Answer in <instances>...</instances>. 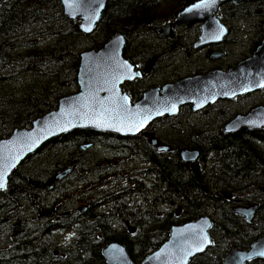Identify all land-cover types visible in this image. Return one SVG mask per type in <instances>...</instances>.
Wrapping results in <instances>:
<instances>
[{
  "label": "trees",
  "instance_id": "obj_1",
  "mask_svg": "<svg viewBox=\"0 0 264 264\" xmlns=\"http://www.w3.org/2000/svg\"><path fill=\"white\" fill-rule=\"evenodd\" d=\"M196 1L108 0L89 36L83 35L77 22L63 14L60 0L0 1V139L9 137L16 128L29 127L34 119L55 109L59 98L76 93L73 65L78 63L82 50H97L117 34L126 39L124 57L140 70L155 59L148 76L124 85L132 101L140 99L152 86L146 83L148 79L163 76L159 70L162 62L182 51L172 49L166 39L159 38L157 29L173 22ZM257 8L262 10L258 12L261 21L256 20L257 14L253 15ZM240 10H248L252 16L248 22L254 29L255 39H249L252 54L264 37V0L225 5L218 15L225 23L235 20ZM231 32L230 28L228 35ZM198 36L199 26L195 25L188 34L191 38L185 52L194 49L192 44ZM81 38L91 45H83ZM227 38L224 44L228 43ZM202 73L206 72L197 70L194 74ZM229 115L232 113H224L222 119L201 128L192 125V130L183 129L184 133L177 123L180 113L154 120L150 127L158 129L152 132L172 148L171 152H156L140 135L135 139L105 135L101 140L102 137L89 130L74 131L48 142L39 151L47 148L50 151L49 164L44 170L18 167L10 175L6 190L0 192L1 219L18 224L6 225L7 232L0 239V264H106L102 249L114 241L123 244L133 262L139 264L167 239L172 226L206 214L214 221L211 245L193 257L190 264H223L232 245L249 248L264 233V129L225 134L223 125L234 117L233 114L227 118ZM162 129L168 133L162 136ZM109 139L114 142H106ZM98 143L111 148L108 156L98 157L88 152ZM88 144L90 148L81 149ZM182 148L198 149L199 159L184 163L179 156ZM140 159L146 166L137 169L135 163ZM68 167L72 171L61 182H71L74 187L58 186L61 195L73 198L82 189L93 186L95 190L92 196L86 195L81 200L88 206L82 217L64 219L59 225L23 219L26 208L43 206L40 196H34V180L46 183ZM92 174L97 175L96 180L89 178ZM106 181L115 186L107 190L99 186ZM225 192L232 199L259 203L251 223L232 212L231 201L224 199ZM71 204L74 207V202ZM176 206L182 207L179 217L173 210ZM66 230L72 235L61 248L55 232ZM57 250L64 257L55 256ZM247 264H264V258Z\"/></svg>",
  "mask_w": 264,
  "mask_h": 264
},
{
  "label": "water",
  "instance_id": "obj_2",
  "mask_svg": "<svg viewBox=\"0 0 264 264\" xmlns=\"http://www.w3.org/2000/svg\"><path fill=\"white\" fill-rule=\"evenodd\" d=\"M6 2L7 0H0ZM258 0H198L182 10L173 22L157 29L160 38H173L172 28L199 26V36L194 49L221 44L229 29L217 15L227 4L242 5ZM108 0H60L63 14L76 21L79 31L87 36L94 32L106 8ZM205 4L210 6L205 7ZM221 28L224 29L220 35ZM90 29V30H89ZM220 36L219 39L216 37ZM126 39L122 34L109 38L99 49L80 53L76 68L78 92L58 99L54 110L47 112L31 123L30 128H16L7 138L0 139V183L4 191L8 179L25 157L39 151L48 142L78 130L111 134L122 138L141 135L158 153L171 152L172 148L147 131L151 122L164 117H173L181 107L190 106L200 111L218 102L250 94L264 88V39L252 55L234 67L223 71L212 69L206 73L187 76L161 87L145 90L141 98L132 102L122 85L142 79L152 69L155 59L139 70L123 55ZM224 52L209 48L207 56L218 59ZM264 129V106L257 105L245 114H237L223 125L225 134L240 131L255 132ZM91 144L82 145L81 149ZM179 156L184 163L196 162L198 149L182 148ZM70 167L56 173L48 184L61 181L70 175ZM206 192V188L202 187ZM224 199H230L224 193ZM235 203L238 201H234ZM258 204L232 206L233 213L250 222ZM181 208L175 211L180 216ZM213 219L210 215L171 227L167 239L139 264H190L193 256L200 255L211 245L210 230ZM106 264H135L126 247L119 242L108 243L101 252ZM264 258V233L248 249L232 245L223 258V264H246Z\"/></svg>",
  "mask_w": 264,
  "mask_h": 264
},
{
  "label": "rangeland",
  "instance_id": "obj_3",
  "mask_svg": "<svg viewBox=\"0 0 264 264\" xmlns=\"http://www.w3.org/2000/svg\"><path fill=\"white\" fill-rule=\"evenodd\" d=\"M259 11H262V10L257 8L254 10V13H253V15H256V14L258 15L256 17L257 21H261L260 15L258 14ZM229 15L230 14H228V17ZM235 15H236L235 20L233 21L227 20V22H225V24L228 25V27H231L233 31L228 35V38H227L228 43L214 47V49L224 52L223 56H221L218 59L208 58L206 55H207V50L209 48H203V49L200 48L199 50L189 49L188 52L187 51L185 52V48L188 47L189 39L191 38V37H188V34L190 33V30L192 28L191 29L182 28L180 31L177 30L176 32L177 35L180 33V38L182 39L181 41L182 44L180 45L182 51L180 50L176 51L177 55L174 54L175 55L174 57L168 58L167 61L164 60V63L162 62V67L159 70L161 71L163 76H158V75H155L153 77L151 76L150 79H148V82L146 83L152 86H161L162 84H165L166 82L167 83L174 82L172 80L177 81L186 76L194 75V73H196L197 70H203L207 72L211 69L218 68L220 70L226 71L228 70V68L234 67L237 63L241 62L245 58L250 57L252 54L249 51V46L251 45V43H249V39L250 40L255 39L254 29L248 26V22L252 20L251 19L252 16H250V12L248 10L246 11L240 10L236 12ZM262 26L264 27V25ZM174 36H175V32H174ZM262 39H264V37ZM79 41L82 42L83 45L84 44H86L87 46L91 45L90 42L86 41L84 38H81ZM160 83L162 84L160 85ZM261 104L264 105V90L251 94L249 96H246L240 101H237L236 99H233L230 101L219 100L211 107L205 110L199 111V112L190 111V109H188L189 107L187 106V107H183L182 110L180 111V119L177 123L181 126L180 130L182 132H183V129H185L186 132H190L193 126H196V128L198 127L201 128L204 124L222 119L221 117L222 115H224V113H232V116L229 115L227 117L229 118V117H233V114L234 116L237 114H244L245 112L250 110L252 107L261 105ZM174 131L175 130L172 129L173 133ZM161 133L163 136L166 133H168V131L166 132L165 130L162 129ZM101 137H102L101 140L105 139L103 138L104 136H101ZM94 140L97 141V139H94ZM106 142L113 143L114 141L112 139H109ZM105 145L106 144H103V143H98L97 145L95 144V146H93L88 152L90 154L95 153L94 155L98 157L100 156L104 157L105 155L108 156L109 150L111 148ZM49 153L50 151L47 148L44 151L39 152L35 157L30 159V161L24 164H21L20 167H22V169L38 167L39 170L43 171L44 168L49 164V161L47 159V154ZM140 160H137L135 163L137 169L146 166V164H143L142 159ZM80 177L77 178L78 184L81 183ZM96 177L97 175H93V174L89 176V178H92L93 180H96ZM72 179L75 180V178H72ZM37 182H38L37 179H35L34 185H36ZM80 186L81 184L78 186L79 187L78 189H80ZM99 186H102L107 190V188L114 187L115 183L106 181ZM92 187H90L89 189L87 188L88 189L87 195L92 196V193L95 191L92 189ZM97 190L98 188H96V191ZM57 191L58 189L55 190L54 193H56ZM173 210H175V208ZM181 214L182 213L180 212V215ZM33 217H35V215ZM14 223H15L14 220H9L8 226L14 225ZM71 235H72L71 232L68 230L64 232L56 231L54 237L57 242L58 240L63 241V242H68L70 240L69 237ZM1 248L2 247H0V249Z\"/></svg>",
  "mask_w": 264,
  "mask_h": 264
},
{
  "label": "flooded vegetation",
  "instance_id": "obj_4",
  "mask_svg": "<svg viewBox=\"0 0 264 264\" xmlns=\"http://www.w3.org/2000/svg\"><path fill=\"white\" fill-rule=\"evenodd\" d=\"M181 28L182 27H180V30H181ZM178 29L175 30V37L173 39H166L168 44L171 45V48L175 49V50H178L179 48H181L180 47V45H181L180 41H182V39L180 38L179 34L178 35L176 34ZM247 96H249V95H247ZM156 129H158V128H151L150 127L149 131L152 132V131H155ZM247 132H249V131H247ZM111 136L117 137L115 135H111ZM35 156H33V157H35ZM33 157H30L25 162L30 161V159H32ZM51 178H48V180ZM48 180L46 181V183H42V184H39L41 182V180L38 181L36 185H34V183H33V189H34V193H35L34 196H37V197L40 196L39 198L43 201V203H42L43 206L40 209L39 208H35V209L26 208V211L23 212V214H24L23 219H26L28 222L35 221L37 223H43L45 221H50L52 223H57L59 225L60 224L59 221H62V220L64 221V219L73 220V219L82 217V215L86 212L88 206L84 202L81 203V200L84 196L87 195L88 190L82 189V191H79L78 193H76L73 196V198H74V200H73L72 197L67 198L69 195L66 197L64 196V194L61 195V192H59V191L54 193V191L57 189L58 186H59L58 188H60V186H61V188L67 189L70 184H72V187H74L73 183L61 182V184H60L58 182L55 184H49V186H51V187H48V185H47ZM43 187H46V189H43ZM72 190H74V189L72 188ZM51 194H53V195H51ZM262 194H264V189H262ZM229 196H230L229 201H231V203H232L231 207L236 205V204H240V205L244 206V205H249L251 203H258L256 201H245L242 199H232V196L231 195H229ZM234 201H238V202L235 203ZM71 202H74V207L72 206ZM79 206H85V207H79ZM255 213H254V215H255ZM34 215H35V217H33ZM254 215H253V217H254ZM253 217L251 218L250 222H248L246 220L245 221L247 223H251ZM8 222H9V219H1V212H0V233H1L0 239L3 236V234L5 232H7L5 229L8 226ZM16 225H18V224H15L13 226H16ZM58 243L61 246V248L65 247L67 245V242H63L60 240H58ZM54 254H55V256L64 257V253H62V252L60 253V250H57L56 252H54Z\"/></svg>",
  "mask_w": 264,
  "mask_h": 264
},
{
  "label": "bare ground",
  "instance_id": "obj_5",
  "mask_svg": "<svg viewBox=\"0 0 264 264\" xmlns=\"http://www.w3.org/2000/svg\"><path fill=\"white\" fill-rule=\"evenodd\" d=\"M259 1V0H258ZM251 2H255V1H251ZM248 3H250V2H248ZM248 3H245V4H248ZM227 5H229V4H227ZM231 5V4H230ZM242 5H244V4H242ZM62 7H63V5H62ZM223 7V6H222ZM63 11H64V7H63ZM67 17V16H66ZM68 18V17H67ZM227 27H228V25H226ZM231 27H228V29H230ZM229 33V32H228ZM87 36H89V35H87ZM228 36V35H227ZM227 36L225 37V39L227 38ZM225 41V40H224ZM224 41L221 43V44H219V45H222V44H224ZM219 45H215V46H219ZM215 46H208V47H205V48H214ZM94 50V49H93ZM96 50V49H95ZM130 62V61H129ZM131 63V62H130ZM134 65V64H133ZM136 66V65H135ZM139 69V68H138ZM145 78V77H144ZM144 78H142V79H144ZM142 79H136V80H142ZM135 81V80H134ZM133 82V81H132ZM128 83H131V82H128ZM125 84H127V83H125ZM125 84H123V85H125ZM164 85V84H163ZM163 85H161V86H163ZM161 86H152V87H161ZM151 88V87H150ZM149 89V88H148ZM262 90H264V88H262V89H260V90H258V91H256V92H253V93H250V94H246V95H251V94H254V93H257V92H260V91H262ZM78 92V91H77ZM76 92V93H77ZM76 93H74V94H76ZM74 94H71V95H74ZM68 96H70V95H68ZM242 96H244V95H242ZM64 97H66V96H64ZM239 97H241V96H239ZM238 97H235L234 99H237ZM233 100V99H232ZM226 101H230V100H226ZM184 107H186V106H184ZM255 107V106H254ZM182 108L183 107H181L180 108V110H179V113H180V111L182 110ZM253 108V107H252ZM251 108V109H252ZM203 110V109H202ZM202 110H200V111H202ZM249 111V110H248ZM194 112V111H193ZM195 112H199V111H195ZM179 113L177 114V115H179ZM176 115V116H177ZM153 122H151L150 124H149V126H148V128H147V131L148 132H150L149 131V128H150V126H151V124H152ZM155 123V122H154ZM98 136H105V135H111V134H101V133H97V132H95ZM150 133H153V132H150ZM155 136H156V134L155 133H153ZM109 137V136H108ZM7 138V137H6ZM136 137H134V138H129V139H135ZM157 138V137H156ZM158 139V138H157ZM55 140V139H54ZM137 140V139H136ZM158 140H160V139H158ZM119 141H120V139H119ZM161 141V140H160ZM162 142V141H161ZM122 145V144H121ZM120 145V146H121ZM42 150V149H41ZM39 153V151H36V152H34V153H31V154H29V155H27L26 157H25V159L20 163V165L21 164H23L26 160H28L30 157H33V156H35V155H37ZM8 186V185H7ZM7 188V187H6ZM6 190V189H5ZM4 190V191H5ZM3 192V191H2ZM206 192H207V189H206ZM181 202V201H180ZM253 204H258V203H253ZM258 206H259V204H258ZM178 207H180V208H182L181 206H176L175 207V211H176V209L178 208ZM259 208V207H258ZM258 210V209H257ZM206 215H208V214H206ZM203 216H205V215H203ZM213 219V218H212ZM121 222V221H120ZM214 222V221H213ZM211 231V230H210ZM211 236V235H210ZM208 249V248H207ZM205 252V251H204ZM197 256V255H196ZM193 257H195V256H193ZM192 257V258H193ZM191 258V259H192ZM191 259H190V261H191Z\"/></svg>",
  "mask_w": 264,
  "mask_h": 264
},
{
  "label": "snow or ice",
  "instance_id": "obj_6",
  "mask_svg": "<svg viewBox=\"0 0 264 264\" xmlns=\"http://www.w3.org/2000/svg\"><path fill=\"white\" fill-rule=\"evenodd\" d=\"M214 3H215V0H211V4H214ZM208 6H210V5H209V4H205V7H208ZM89 30H90V29H89ZM223 32H224V29L221 28L220 35H223ZM216 38L219 39L220 36H217ZM3 187H4V184H3V183H0V188H3Z\"/></svg>",
  "mask_w": 264,
  "mask_h": 264
}]
</instances>
